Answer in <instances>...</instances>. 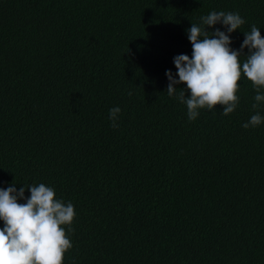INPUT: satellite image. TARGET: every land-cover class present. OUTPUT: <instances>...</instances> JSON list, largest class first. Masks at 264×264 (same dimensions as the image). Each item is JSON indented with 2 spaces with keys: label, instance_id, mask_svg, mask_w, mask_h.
<instances>
[{
  "label": "trees",
  "instance_id": "obj_1",
  "mask_svg": "<svg viewBox=\"0 0 264 264\" xmlns=\"http://www.w3.org/2000/svg\"><path fill=\"white\" fill-rule=\"evenodd\" d=\"M211 11L245 19L206 29L234 50L264 36V0H0V188L73 203L64 264H264V124L242 127L264 104L243 74L228 116L166 93Z\"/></svg>",
  "mask_w": 264,
  "mask_h": 264
},
{
  "label": "clouds",
  "instance_id": "obj_2",
  "mask_svg": "<svg viewBox=\"0 0 264 264\" xmlns=\"http://www.w3.org/2000/svg\"><path fill=\"white\" fill-rule=\"evenodd\" d=\"M245 23L238 12L211 11L187 30L192 54L174 57L178 79L170 70L166 72V93L186 106L189 122H194L201 110L213 112L218 105L224 116L232 114L239 105L242 74L256 93L252 109L264 104V36L260 28L253 24L250 31L244 32L240 50L230 47L228 34ZM216 24H222L228 34L219 29L206 30ZM245 48L246 56L242 55ZM241 56L245 57L243 62ZM180 84L186 85L188 98L183 88L177 94L175 85ZM120 113L118 106L109 109L111 127H119ZM261 124L264 116L256 111L242 127L255 129ZM26 189L30 190L29 197H25ZM21 199L26 202L19 203ZM75 216L73 203L57 198L55 189L44 183L23 186L19 191L14 186L0 188V264H64L65 254L73 248Z\"/></svg>",
  "mask_w": 264,
  "mask_h": 264
}]
</instances>
